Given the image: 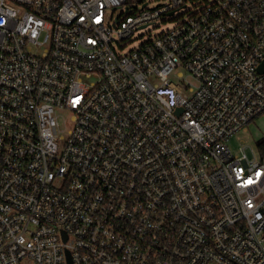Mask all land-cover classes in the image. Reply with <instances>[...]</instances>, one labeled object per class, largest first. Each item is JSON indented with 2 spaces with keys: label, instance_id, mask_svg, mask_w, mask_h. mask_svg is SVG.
I'll use <instances>...</instances> for the list:
<instances>
[{
  "label": "built area",
  "instance_id": "built-area-1",
  "mask_svg": "<svg viewBox=\"0 0 264 264\" xmlns=\"http://www.w3.org/2000/svg\"><path fill=\"white\" fill-rule=\"evenodd\" d=\"M262 63L264 0H0V264H264Z\"/></svg>",
  "mask_w": 264,
  "mask_h": 264
},
{
  "label": "rangeland",
  "instance_id": "rangeland-1",
  "mask_svg": "<svg viewBox=\"0 0 264 264\" xmlns=\"http://www.w3.org/2000/svg\"><path fill=\"white\" fill-rule=\"evenodd\" d=\"M155 3L156 2H154L153 5ZM190 9L191 6L190 4H188L186 9H181L179 12H177L174 15V17H180L181 15L185 17L188 14L187 11ZM174 23H175L174 20H172L171 22H168L166 24L151 26L149 28L135 32L132 41L124 49V52H128L129 50H132L135 47L145 43L148 39H152L155 36L159 35L161 32L170 29L171 27H173ZM175 79L176 77H174L173 75L170 77V81L174 84H177ZM94 81L95 78H91L86 82L87 84H89ZM71 115L72 114L67 111H61L57 113V116L59 118L60 130L63 131L64 128L65 130L71 128V123H70ZM263 140H264V116H258L257 118H255V120L249 123L245 129L234 134L230 138L228 142V147L230 148L231 152L234 155H237L240 147L247 146L248 157L252 158V154L249 148H251L255 153L259 154L260 147L258 146V144Z\"/></svg>",
  "mask_w": 264,
  "mask_h": 264
},
{
  "label": "water",
  "instance_id": "water-1",
  "mask_svg": "<svg viewBox=\"0 0 264 264\" xmlns=\"http://www.w3.org/2000/svg\"><path fill=\"white\" fill-rule=\"evenodd\" d=\"M258 71L260 73H264V63H262L259 67H258ZM180 111V109L178 110V112ZM68 255V254H67ZM68 264H70V261L68 260Z\"/></svg>",
  "mask_w": 264,
  "mask_h": 264
},
{
  "label": "trees",
  "instance_id": "trees-1",
  "mask_svg": "<svg viewBox=\"0 0 264 264\" xmlns=\"http://www.w3.org/2000/svg\"><path fill=\"white\" fill-rule=\"evenodd\" d=\"M258 146L261 148L262 151H264V140L261 141Z\"/></svg>",
  "mask_w": 264,
  "mask_h": 264
}]
</instances>
